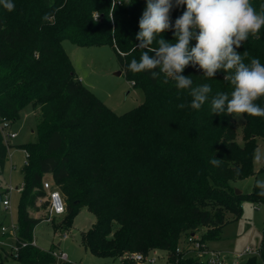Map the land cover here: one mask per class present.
Listing matches in <instances>:
<instances>
[{
    "label": "trees",
    "instance_id": "1",
    "mask_svg": "<svg viewBox=\"0 0 264 264\" xmlns=\"http://www.w3.org/2000/svg\"><path fill=\"white\" fill-rule=\"evenodd\" d=\"M12 3V11L0 4V121L13 124L29 104L38 105L41 114L37 139L21 145L29 156L22 169L17 241L31 242L36 225L49 218L43 211L48 207L43 183L49 180L66 203L65 216L58 215L62 221L51 219L56 233L71 229L83 206L96 215L92 226L81 231L82 244L90 253L130 264L131 253L163 250L167 264H207L186 256L188 248L181 240L202 228H206L199 234L202 242L218 239L229 214H242L243 200L264 202L255 185L250 193L241 194L232 185L257 173L253 153L258 138H264V117L243 115L241 145L235 117L211 113L216 93L233 90L222 70L209 78L198 66L184 69L182 74L193 81L191 87L211 86L199 110L190 107V89H178L171 78L164 83L163 73L153 77L158 68L132 73L131 60H139L146 51L137 47L136 37L147 0ZM251 3L257 12L264 11V0ZM185 10L172 0L170 28L160 38L175 42V20ZM65 38L79 46H112L127 78L143 90V102L115 113L75 72L62 45ZM195 43L193 39L190 46ZM156 46L154 41L151 47ZM237 52L246 64L252 58L264 64V28L257 36L250 35ZM181 103L186 106L177 107ZM255 103L264 107V97ZM213 158L221 160L219 167L209 163ZM7 160L8 146L0 131V166ZM6 192H0V201ZM259 246L264 262V227ZM53 252L27 245L15 258L0 247V264H9L3 253L15 264H77L57 260ZM257 262L254 255L245 264Z\"/></svg>",
    "mask_w": 264,
    "mask_h": 264
},
{
    "label": "clouds",
    "instance_id": "2",
    "mask_svg": "<svg viewBox=\"0 0 264 264\" xmlns=\"http://www.w3.org/2000/svg\"><path fill=\"white\" fill-rule=\"evenodd\" d=\"M0 4L8 11L15 7L12 0H0ZM176 4L186 6V10L175 20V42H168L160 34L170 28L172 0H147L136 37L140 42L137 47L146 51L139 60H131L129 70L141 73L158 68L159 72H152L153 77L163 73L164 83L171 78L178 89H190V107L195 110L206 102L212 89L209 84L191 87L193 81L182 74L184 69L189 64L198 66L209 78L222 70L233 90L230 94L216 93L211 113L264 117V107L255 103L264 97V64L258 58L246 64L237 52L250 35L255 37L264 28V11L257 12L251 0H176ZM193 39L194 47L190 46ZM154 41L157 46L151 47ZM185 106L181 103L177 107ZM253 161L264 164V150L257 148ZM209 163L219 167L221 160L213 158ZM255 187L259 189L257 194L264 197V179H258Z\"/></svg>",
    "mask_w": 264,
    "mask_h": 264
},
{
    "label": "rangeland",
    "instance_id": "3",
    "mask_svg": "<svg viewBox=\"0 0 264 264\" xmlns=\"http://www.w3.org/2000/svg\"><path fill=\"white\" fill-rule=\"evenodd\" d=\"M62 45L70 55L75 72L82 82L115 113L123 114L143 102V90L136 87L127 78L124 67L112 46L107 44L79 46L67 38L62 40ZM40 117L39 106L29 104L21 111L20 118L12 124V131L17 132L18 136L11 141L10 152L17 168L11 171V161L9 159L3 167L0 166V192L7 190L9 184L13 187V190L8 194L11 200V207L8 211L4 209L3 203L0 201V224L4 221L3 224L7 227L18 223V207L21 196L17 188L23 184L24 177L21 171L27 160L26 150L21 145L31 141L34 142L37 139V125ZM234 121L237 130V142L243 145L244 117H235ZM257 148L264 150L263 137L258 138ZM254 167L256 174L232 181V185L244 193H250L256 180L264 179V172H260L264 164L254 163ZM40 204L41 202H39ZM242 207L240 216L229 214V220L223 227L220 238L210 240L207 243L210 249L221 250L230 255L228 263L232 261L234 255L246 246H252L256 249L263 240L264 202L256 203L245 199L242 201ZM36 215H39V213H36ZM61 216L52 217V219L57 218L55 223H60L63 218ZM53 221L43 219L34 228L33 239L39 248L66 252L69 258L68 261L77 264H123L118 259L96 256L83 246L81 231L90 228L96 221V215L89 211L86 206L81 208L75 217L73 226L67 232L62 233L60 231L61 233H56ZM205 229L202 228L198 234L204 232ZM181 246H187L184 237L181 240ZM5 249L9 251V247L6 246ZM8 251L7 253H9ZM151 254L156 258L154 264H167L165 251L157 250ZM255 256L258 261L257 264H264L260 255ZM250 257L247 255L234 264H245ZM2 258L9 264H15L14 258L9 254L3 253ZM57 260L60 259L57 258Z\"/></svg>",
    "mask_w": 264,
    "mask_h": 264
},
{
    "label": "built area",
    "instance_id": "4",
    "mask_svg": "<svg viewBox=\"0 0 264 264\" xmlns=\"http://www.w3.org/2000/svg\"><path fill=\"white\" fill-rule=\"evenodd\" d=\"M134 84V82H133ZM0 131L3 135L4 142L8 146V159L11 161V170L16 169V164L13 162L12 154L10 152V143L11 141L18 136L17 132L12 131V124L10 121L3 120L0 121ZM28 152L26 151V163L28 161ZM43 188L46 191L45 200L48 201V207L44 209L43 211L45 213H48L49 218L52 219L54 216L62 215L66 211V203L65 199L63 197V194L61 193L60 189L53 185V183L49 180H45L43 183ZM18 190L21 191L22 187H18ZM13 190V187L11 184L8 185L7 192L4 195L3 198V206L6 211L9 210L11 207V200L8 194L10 191ZM17 225H12L11 227H7L3 224V222L0 225V247L4 248L7 246L9 247V253L13 257H18V252L20 248L25 247L27 245H36L34 239L31 242L26 241H17ZM5 233H9L10 236L3 239L2 236ZM9 239H12L13 241L8 242ZM188 252L185 254L186 256H194L197 259H199L202 263L207 264H234L235 262H238L240 259H243L245 256H254V255H260V246L258 248H254L252 246H246L242 251H240L238 254L234 255V258L230 263H228V260L230 259V255L226 254L224 251L221 250H215L210 249L208 247V244L201 241V238L199 234L194 233L187 237L186 239ZM54 256H56L60 260H68V255L66 252H53ZM153 254L145 255L140 252L131 253L129 257L127 258L128 261L131 262V264H154L156 262V258L152 256ZM125 264V262H123Z\"/></svg>",
    "mask_w": 264,
    "mask_h": 264
},
{
    "label": "crops",
    "instance_id": "5",
    "mask_svg": "<svg viewBox=\"0 0 264 264\" xmlns=\"http://www.w3.org/2000/svg\"><path fill=\"white\" fill-rule=\"evenodd\" d=\"M12 159H13V155H12ZM14 162V161H13ZM17 168V167H16ZM15 170V169H14ZM11 171H13V170H11ZM22 172V171H21ZM49 178V176L48 175H46V179H48ZM20 191V190H19ZM2 222H4V221H2ZM9 241L11 242V241H13L12 239H9ZM59 245H60V243H59ZM7 251V250H6ZM68 255V254H67ZM69 259V258H68ZM131 264V263H130Z\"/></svg>",
    "mask_w": 264,
    "mask_h": 264
},
{
    "label": "water",
    "instance_id": "6",
    "mask_svg": "<svg viewBox=\"0 0 264 264\" xmlns=\"http://www.w3.org/2000/svg\"><path fill=\"white\" fill-rule=\"evenodd\" d=\"M241 192H242L241 190L236 189V193H237V194H241ZM193 234H194V233H192V235H193Z\"/></svg>",
    "mask_w": 264,
    "mask_h": 264
}]
</instances>
